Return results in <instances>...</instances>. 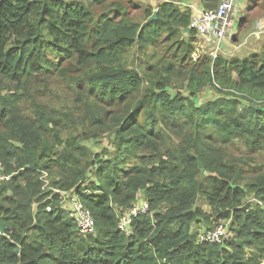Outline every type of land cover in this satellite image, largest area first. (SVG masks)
<instances>
[{
	"label": "trees",
	"instance_id": "obj_1",
	"mask_svg": "<svg viewBox=\"0 0 264 264\" xmlns=\"http://www.w3.org/2000/svg\"><path fill=\"white\" fill-rule=\"evenodd\" d=\"M153 13L0 0V161L15 174L0 184V264H264V164L247 174L230 151L264 154V46L194 60L191 15L173 2ZM132 49L144 65H129ZM54 80L78 114L41 102ZM221 223V242L200 240Z\"/></svg>",
	"mask_w": 264,
	"mask_h": 264
},
{
	"label": "rangeland",
	"instance_id": "obj_2",
	"mask_svg": "<svg viewBox=\"0 0 264 264\" xmlns=\"http://www.w3.org/2000/svg\"><path fill=\"white\" fill-rule=\"evenodd\" d=\"M70 1H79V0H70ZM176 1H180V0H176ZM114 2H121L122 4H124L126 6V8L129 10V14L132 17V19L135 22H139V23H145V10L146 9H154L152 6L148 5V3H143L142 0H114ZM165 4V3H164ZM163 5V4H162ZM160 5V6H162ZM159 6V8H160ZM239 6V5H238ZM237 6V9H238ZM158 9H155V11H158ZM96 10H98V12H100L102 10V8H95ZM207 9V8H206ZM154 11V12H155ZM247 13V12H246ZM154 15V13H153ZM238 28V25L235 27V30ZM244 28V26L242 27V29ZM246 28H248V32H251L250 34L252 35L251 38V44H253L255 42V34L259 31L256 30L255 28V21H252L251 26H247ZM245 28V29H246ZM256 30V31H255ZM260 32V31H259ZM263 37V38H262ZM261 43L264 42V35H261ZM182 39L187 40V37H182ZM231 41V47L234 46V43L232 42V40H228V41H223V43L221 44L220 48L222 50L221 53H224L225 56L224 57H230L231 55H236V56H247V54L249 53V51L247 50V48L249 46L246 47L247 44H249V42H242L240 41V43H244L246 44L245 47H242L239 51V49H235L233 47V52L229 51L230 49L225 47V43H230ZM236 47L238 44H235ZM195 49L192 55V58H194V60L199 59L200 57L204 56V55H210L213 58H215V55L210 53L209 51L213 50L214 47L216 46L215 41L214 42H208V41H203L202 39L198 38L196 36V42L194 43ZM248 51V52H247ZM237 52H240L239 54H237ZM247 53V54H245ZM230 54V56H229ZM220 55V52L218 53L217 56ZM223 56V55H222ZM129 65L136 68L137 66L140 67L141 65H144L145 62V58L141 57V55L138 54V51L132 49L129 51ZM145 69V67H144ZM43 97L41 99L42 103H46L48 104L50 107L58 109L60 111H74L75 114H78V112H76V108H78V102L77 100V94L76 92L73 90V87L71 84H69L66 81H62V80H54L51 81L50 84V89L49 90H45L44 88H41L40 91L37 93V95H42ZM217 95L214 91L209 90L207 92H204L203 94V98L207 99H211L213 98L212 96ZM205 100V101H206ZM104 144L107 145V142L104 140ZM104 145V146H106ZM95 150H98V148L96 149V147H94ZM103 147L99 146V149H102ZM231 153L234 157V159L239 163V165L244 166L246 173L249 174L253 171L254 167L259 165V164H264V154H255V155H251L245 145H242L241 143H238L234 148H231ZM248 158V159H247ZM250 159V160H249ZM257 170H261L264 173V168L262 169H257ZM251 199V198H250ZM203 209L205 211H207V208L205 207V205L203 206ZM204 229V228H201Z\"/></svg>",
	"mask_w": 264,
	"mask_h": 264
},
{
	"label": "built area",
	"instance_id": "obj_3",
	"mask_svg": "<svg viewBox=\"0 0 264 264\" xmlns=\"http://www.w3.org/2000/svg\"><path fill=\"white\" fill-rule=\"evenodd\" d=\"M238 0H218L215 8H207L199 16L193 19L189 28L194 31L198 38L203 41L216 43L213 54L215 55L220 50V45L229 35L235 25L234 15L237 11ZM216 57V56H215ZM15 174H9L6 171L5 165L0 161V184L10 181ZM46 177V175H45ZM72 205H75L79 212V223L84 232H93L95 229V221L91 213L83 209L82 205L77 203L75 198L72 199ZM149 210V205L145 203L140 208L134 207L130 216H138ZM130 216H124L120 223V228L123 231L128 230L131 222ZM224 224L221 223L215 232L200 234L201 241L221 242L225 237Z\"/></svg>",
	"mask_w": 264,
	"mask_h": 264
},
{
	"label": "crops",
	"instance_id": "obj_4",
	"mask_svg": "<svg viewBox=\"0 0 264 264\" xmlns=\"http://www.w3.org/2000/svg\"><path fill=\"white\" fill-rule=\"evenodd\" d=\"M143 3H148V5L152 6L155 11V9H158L160 5L164 3L173 2L176 4L179 11L188 13L191 15L192 20L195 19L197 16H199L202 12L206 10V8H215L217 6L218 0L213 1H205V0H142ZM238 9L235 12L234 15V21L235 25L234 28L238 25V28L235 31L236 41L232 42L234 43V46L232 48L230 43H225V47L230 49L232 53L233 47L235 49H240L242 47H245V42H249V44L246 45L249 46L247 50L249 53H245L247 55H250L255 52H259L262 47L264 46V42L261 43V35H264V0H238ZM161 7V6H160ZM247 12V13H246ZM252 21H255V28L256 30H259L255 34V42L251 44V38L252 33L248 32L247 26H251ZM244 28L242 29V27ZM246 28V29H245ZM255 30V31H256ZM251 33V34H250ZM240 41L244 42L243 44L240 43ZM235 44H238L237 47ZM247 51V52H248ZM240 52H237L239 54Z\"/></svg>",
	"mask_w": 264,
	"mask_h": 264
},
{
	"label": "water",
	"instance_id": "obj_5",
	"mask_svg": "<svg viewBox=\"0 0 264 264\" xmlns=\"http://www.w3.org/2000/svg\"><path fill=\"white\" fill-rule=\"evenodd\" d=\"M157 14H158V11H155L154 15L149 19V22L155 21L157 19ZM191 32L192 31H191L190 28H186V29L183 30V33H185L187 35H190ZM4 231H5L4 225L0 222V233L4 234ZM17 254H19V251H17Z\"/></svg>",
	"mask_w": 264,
	"mask_h": 264
},
{
	"label": "clouds",
	"instance_id": "obj_6",
	"mask_svg": "<svg viewBox=\"0 0 264 264\" xmlns=\"http://www.w3.org/2000/svg\"><path fill=\"white\" fill-rule=\"evenodd\" d=\"M189 28V27H188ZM234 29L235 28H233V30H232V34L231 35H229L226 39H224V41L226 40V41H228V40H233V36L235 35V31H234ZM192 31V30H191ZM223 43V42H222ZM221 43V44H222ZM221 46V45H220ZM214 50V49H213ZM213 50H211V51H209L210 53H212L213 54ZM221 53L222 52V50H221V48H220V50L215 54V56L217 57V55H218V53ZM215 57V58H216Z\"/></svg>",
	"mask_w": 264,
	"mask_h": 264
}]
</instances>
